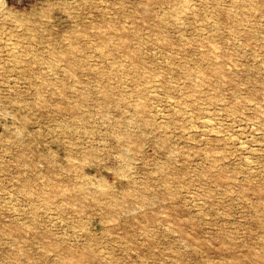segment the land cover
<instances>
[{
    "label": "rangeland",
    "instance_id": "1",
    "mask_svg": "<svg viewBox=\"0 0 264 264\" xmlns=\"http://www.w3.org/2000/svg\"><path fill=\"white\" fill-rule=\"evenodd\" d=\"M0 264H264V0H0Z\"/></svg>",
    "mask_w": 264,
    "mask_h": 264
}]
</instances>
